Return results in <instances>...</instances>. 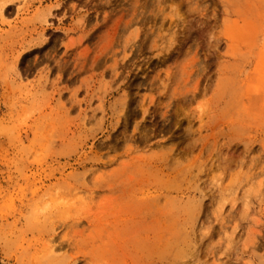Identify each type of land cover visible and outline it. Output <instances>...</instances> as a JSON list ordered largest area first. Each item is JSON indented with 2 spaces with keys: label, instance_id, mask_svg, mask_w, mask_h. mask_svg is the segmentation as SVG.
<instances>
[{
  "label": "rangeland",
  "instance_id": "obj_1",
  "mask_svg": "<svg viewBox=\"0 0 264 264\" xmlns=\"http://www.w3.org/2000/svg\"><path fill=\"white\" fill-rule=\"evenodd\" d=\"M0 264H264V0H0Z\"/></svg>",
  "mask_w": 264,
  "mask_h": 264
},
{
  "label": "bare ground",
  "instance_id": "obj_2",
  "mask_svg": "<svg viewBox=\"0 0 264 264\" xmlns=\"http://www.w3.org/2000/svg\"><path fill=\"white\" fill-rule=\"evenodd\" d=\"M12 2H9L7 5H5V7H4V10L7 12V11H9L10 9H11V7H12ZM42 45H43V43H42ZM32 47V46H31ZM129 261V260H128Z\"/></svg>",
  "mask_w": 264,
  "mask_h": 264
}]
</instances>
